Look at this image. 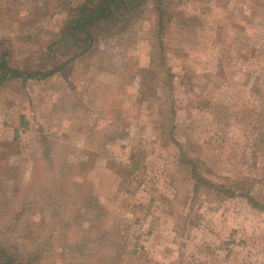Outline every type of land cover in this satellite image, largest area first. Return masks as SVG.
<instances>
[{"label":"rangeland","instance_id":"obj_1","mask_svg":"<svg viewBox=\"0 0 264 264\" xmlns=\"http://www.w3.org/2000/svg\"><path fill=\"white\" fill-rule=\"evenodd\" d=\"M84 1L0 0L13 66L65 64L0 86V247L25 264H264V210L210 192L264 205V0L179 1L163 50L150 3L68 62L56 43Z\"/></svg>","mask_w":264,"mask_h":264},{"label":"trees","instance_id":"obj_2","mask_svg":"<svg viewBox=\"0 0 264 264\" xmlns=\"http://www.w3.org/2000/svg\"><path fill=\"white\" fill-rule=\"evenodd\" d=\"M179 1L182 0H85L79 7L69 13L68 20L62 28L56 44H61L67 52L71 51L72 55L68 58V62L74 61L93 50L95 44L94 30L100 24L109 26L122 25L120 28H125L129 24L136 22L146 12L148 5L152 3L158 17L159 32L156 35V39L159 42V49L163 50L164 44L161 36L165 32L167 25L172 22L174 9L178 6ZM52 55L55 56V52ZM10 58V51L2 49L0 46V86L13 79L28 81L49 78L65 65L63 64L47 71L27 70L13 66ZM187 162L196 167L194 161L187 159ZM194 177L197 180L196 183L204 184L207 182L206 178L198 171H194ZM212 187L216 190H210L211 193L213 191L220 193V190L227 188L228 190L224 191L227 195L224 196L229 197L239 194L246 197L255 208L264 210V205L257 203L251 197V190L247 189L246 186L240 189H233L213 184ZM219 187L221 189H217ZM197 188L199 187L197 186ZM0 264L25 263L17 258L8 247H0Z\"/></svg>","mask_w":264,"mask_h":264}]
</instances>
